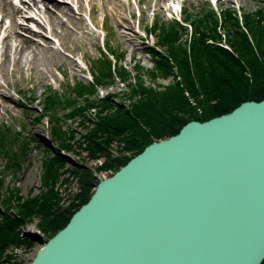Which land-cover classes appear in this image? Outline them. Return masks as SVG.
I'll list each match as a JSON object with an SVG mask.
<instances>
[{"label": "trees", "instance_id": "1", "mask_svg": "<svg viewBox=\"0 0 264 264\" xmlns=\"http://www.w3.org/2000/svg\"><path fill=\"white\" fill-rule=\"evenodd\" d=\"M191 10L182 8L181 21L175 17L156 18L150 26V33L163 52L146 46L153 61L149 74L174 79L163 90L144 82L140 66L128 71L119 62L125 52L113 48L111 39L105 42L115 57L114 68L112 60L100 51L90 60L92 81L76 79L61 91L47 88L43 105L35 116L38 120L46 118L47 139L52 147L47 149L42 162L45 189L33 197H23L13 185L6 186L5 191L0 170V264L7 255H3L7 247L28 250L39 238L21 235L19 226L31 217L37 218L36 226L48 237L67 223L92 194L94 169L110 170L111 175L145 145L177 133L187 121L206 120L231 111L245 100L264 98V5L241 16L232 10L216 11L212 6L200 7L196 13ZM187 33L189 36L183 38ZM221 35L227 47L218 41ZM208 40L217 43L216 46ZM116 79L128 88L123 93L131 102L127 107L119 101L114 104L117 93L98 96L99 87L105 88ZM191 109L195 111L193 117L188 111ZM67 118L83 129L77 140L73 129L64 126ZM29 145L30 139L21 130L0 123V152L8 157L6 167L18 169ZM74 145L100 164L94 169L83 165L68 169L79 192L70 195L64 205L57 182L67 186L71 177H63L67 169L60 149L76 151ZM6 261L20 264L11 256Z\"/></svg>", "mask_w": 264, "mask_h": 264}, {"label": "water", "instance_id": "2", "mask_svg": "<svg viewBox=\"0 0 264 264\" xmlns=\"http://www.w3.org/2000/svg\"><path fill=\"white\" fill-rule=\"evenodd\" d=\"M27 264H264V98L145 145Z\"/></svg>", "mask_w": 264, "mask_h": 264}, {"label": "rangeland", "instance_id": "3", "mask_svg": "<svg viewBox=\"0 0 264 264\" xmlns=\"http://www.w3.org/2000/svg\"><path fill=\"white\" fill-rule=\"evenodd\" d=\"M14 1L22 7L18 0ZM174 1L193 9L195 13L199 11L200 7L215 6L218 9H225V11H235L239 16L245 12H256L260 6L264 5V0ZM70 2L71 4L63 2L64 4H61L63 5L62 9L51 7L48 3L49 9L55 16L49 25L43 20L41 13L35 15L37 21L33 23L17 18L19 23L23 22L24 26H30L33 31L40 33V35L34 36L29 32L16 29V27H12L10 30H19L29 37L32 35L31 38L39 46L34 53L26 52L18 56L21 59L19 64L17 61L10 60L4 67L1 64L4 58L0 56V123L6 122L9 127L21 130L23 135L30 139L28 153L18 169L6 167L8 157L3 151L0 152V170H2L4 177L3 190L6 191V186L12 188L13 185L23 197L36 196L45 189L41 179L42 162L47 156V149H52V147L47 139V121L45 118L35 119L36 114L40 112L43 105L44 93L50 86L54 90L61 91L68 83H72L76 79L86 80L84 69L87 67L86 60L94 58L99 54V50H102L99 46L101 45L99 35L102 34L100 29H102L103 34L107 33V37L110 35L115 47L125 52L124 58L119 62L128 71L131 68H137V65L142 68L143 79L146 84L158 90H163L165 86L174 82L171 76L152 77L149 74V70L153 67V61L145 48L146 45H151L155 39L154 36H147L144 39L141 30L137 28V24L140 28L148 27L152 20L156 18L166 20L178 16L168 8V5L172 4L170 0H94V4L90 0H76V3L74 0H70ZM37 7L42 8L43 4L38 2ZM30 9L36 11V6ZM24 10L23 13L34 14L33 11L29 12V9L25 8ZM88 12L92 17L93 24L86 23L82 18V13L86 15ZM10 20V17L5 15L4 12L3 14L0 13L2 29L9 28ZM2 33L3 31L0 33V52L3 50L2 45L4 46L1 42ZM189 34H184L183 38L188 37ZM221 36L223 38V35ZM208 41L214 47L217 44L211 40ZM218 41L221 43V37ZM10 43L12 45L16 43L14 38L11 39ZM15 56L11 52V58L13 59ZM127 90L128 88L123 82L116 79L115 83L105 88L99 87L97 93L99 97L107 93H117L113 100L114 104L119 101L127 107L131 104L130 99L123 94L127 93ZM30 97H34V99L30 100ZM205 107H207V104H205ZM188 111L190 117H193L195 111L192 109ZM66 125L73 129L75 140H77L83 129L70 118L64 121V126ZM74 149L76 151L60 149L65 162L64 167L67 169L63 177H71L67 186L60 184V181L57 182V189L63 197L62 204L64 205L70 200V195L79 192L77 181L68 169L80 165L94 169L95 166L100 164L99 160L90 159L87 152L76 147V145H74ZM113 151L115 154L117 153L116 145H113ZM93 175L95 177L94 190L98 180L108 177L110 170L99 171L94 169ZM36 222L37 218L31 217L29 221L19 226L22 236L36 237L38 235L39 238L35 239V243L31 248L25 250L22 247H7L3 252V255H7H5L1 264H7L9 261L6 260H9V256L20 264H27L41 248L43 242L51 237H48L46 233H42L36 226Z\"/></svg>", "mask_w": 264, "mask_h": 264}, {"label": "bare ground", "instance_id": "4", "mask_svg": "<svg viewBox=\"0 0 264 264\" xmlns=\"http://www.w3.org/2000/svg\"><path fill=\"white\" fill-rule=\"evenodd\" d=\"M92 4H94V0H90ZM160 1V0H159ZM171 1V5H168V8L174 12V14H178V16H175L179 19H181L180 14L177 10V6L174 0H170ZM18 2L20 4H22V7H20L18 5V3L14 0H0V12H4L5 15H7L8 17H10L11 19V23L9 25L8 29L3 30L4 31V35L3 38L1 40V42L4 44V46L2 45V49L0 52V56H2L4 58L3 61H1V64L5 67L6 63L9 62L10 60L13 61H17L18 64L20 63L21 59L18 56L23 55L26 52L29 53H34L35 49L38 48L39 44L33 40L31 37L32 35L34 36H39L40 33H37L35 31H33V29H31L30 26H24L23 22H18L17 18H22L23 20H26L28 22L33 23L34 21H37V19L35 18V16L33 14H27V13H23L26 9H29V12H34V14H42V18L43 20L49 25L52 21V19L55 17L53 12L49 9V4L51 5V7H56V8H63L61 4H64L63 1H58V0H18ZM40 2L43 4L42 8L37 7V3ZM49 3V4H48ZM36 6V11H34L33 9H30L31 7ZM180 6V5H179ZM186 7V6H184ZM189 9V7H186ZM24 10V11H23ZM191 12H194V10L192 9ZM40 16V15H39ZM41 17V16H40ZM182 20V19H181ZM39 23V22H38ZM41 24V23H39ZM12 27H16V29H21L23 31L29 32L30 34H32L30 37L29 36H25L24 34H22L19 30L15 31V30H10ZM2 30V28H1ZM14 38V41H16V43H14L12 45V43H10L11 39ZM223 40V43H222ZM226 41L221 38V44L223 46L227 47V43ZM11 52H13L16 56L12 59L11 58ZM18 59V60H17ZM26 60H28L26 58Z\"/></svg>", "mask_w": 264, "mask_h": 264}]
</instances>
